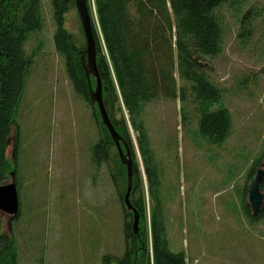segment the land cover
Returning <instances> with one entry per match:
<instances>
[{"label": "rangeland", "instance_id": "rangeland-1", "mask_svg": "<svg viewBox=\"0 0 264 264\" xmlns=\"http://www.w3.org/2000/svg\"><path fill=\"white\" fill-rule=\"evenodd\" d=\"M41 4L39 56L15 108L19 141L15 148L17 130L11 124L0 183L9 184L15 177L19 215L14 219L0 212V231L14 239L17 264H105L103 257L123 253L121 208L104 167L95 171V182L91 180L88 147L97 140L96 127L54 51L50 1ZM249 6L264 7V0H249L243 10ZM90 10L95 24L92 2ZM220 13L223 48L210 60L209 75L223 90L222 103L231 116L228 139L219 147L197 142L194 120L181 126L178 100L152 101L141 118L159 170L170 251L182 252L185 264H264V221L247 220L243 197L236 192L250 160L264 149V18L255 19L250 43L241 46L236 18L225 6ZM62 20L63 28L77 35L75 10ZM94 33L100 40L97 29ZM36 43L32 38L26 52ZM173 77L180 86L175 71ZM185 107L191 112V106ZM121 114L126 121L122 108ZM127 128L145 188L129 123ZM146 199L145 194V204ZM147 210L145 206L146 232Z\"/></svg>", "mask_w": 264, "mask_h": 264}, {"label": "trees", "instance_id": "trees-1", "mask_svg": "<svg viewBox=\"0 0 264 264\" xmlns=\"http://www.w3.org/2000/svg\"><path fill=\"white\" fill-rule=\"evenodd\" d=\"M49 1L54 23V51L63 60L64 73L74 95L89 109L96 127L97 140L88 147V160L93 169L91 180L95 182V171L104 167L121 208L123 253L112 259L103 257L105 264H185L183 253L172 252L168 247L161 211L159 170L149 148L141 114L144 106L152 101L178 100L181 126L194 120L192 136L197 142L221 146L230 136L231 116L222 103L223 90L209 75L210 60L223 48L225 25L220 10L225 6L232 12L238 23L236 40L244 46L251 41L252 23L264 18V7L249 6L243 10L249 0H91L96 24L92 20L95 50L102 53L101 61H96V72L103 109L112 132L120 138L117 142L120 152L124 155L123 141L130 154L128 204L132 209L127 210L122 204L127 187L126 166L104 128L107 143L104 145L101 141L97 130L100 117L96 105L88 100V90H93L95 80L90 75L85 78L81 64L80 51L85 44L80 25L77 35L63 28V16L73 9V0L66 4L63 0ZM88 9L92 16L90 4ZM42 14L41 0H0V183L6 173L4 150L10 126L14 124L15 108L25 78L32 71L33 60L39 56L41 42L37 36L44 26ZM96 29L100 40L93 32ZM32 38L37 42L36 47L26 52L25 45ZM100 41L104 51H101ZM174 71L182 82L180 86H176ZM185 105L192 107L191 112ZM127 123L134 134L145 188L136 166ZM15 129L16 148L19 141L16 125ZM13 182L16 186L15 177ZM255 182L261 202L253 212L246 197ZM236 192H241L243 197L242 212L247 220L256 224L264 221V149L250 160ZM18 215L19 200L14 219ZM0 264H17L15 241L1 231Z\"/></svg>", "mask_w": 264, "mask_h": 264}, {"label": "water", "instance_id": "water-1", "mask_svg": "<svg viewBox=\"0 0 264 264\" xmlns=\"http://www.w3.org/2000/svg\"><path fill=\"white\" fill-rule=\"evenodd\" d=\"M66 1L68 0H64V2ZM73 1H74L76 14L78 15L79 18L80 28L82 30L84 44H85L84 50L80 51L81 64L85 71V78L88 79L87 76L90 75L95 80V87L93 88V90L89 89L88 87L89 89L88 100L91 105H96L100 117V122L97 123L98 134L103 144H106L105 132L103 128L105 129L106 132L110 134L111 138L115 143V147L119 153V157L121 158L120 149L118 148L117 145V142L120 140V138L115 133L112 132L111 125L103 109L102 100H101L102 89L96 72V61L97 62L101 61L102 53L96 52L95 42L91 32L92 17L88 14V10H87L89 4L91 5V1L90 0L87 1L88 6L86 4V0H73ZM87 86H89L88 81H87ZM103 91H105V88L103 89ZM121 143L124 148V157H123L124 161H122V159L121 161L126 166V171H127V187L125 194L123 195L122 198V204L125 207V209L130 210L132 209V207L128 204V195H129V187H130L129 173H130L131 160L127 146L124 144L123 141H121ZM248 200L251 210L253 212H256L261 202V196L258 193L256 182L251 184L249 187ZM0 212L7 216H10L11 218H15V216L18 214L17 190L13 182V179L9 184L0 186ZM132 229L133 232L135 233L136 232L135 216L132 222Z\"/></svg>", "mask_w": 264, "mask_h": 264}, {"label": "flooded vegetation", "instance_id": "flooded-vegetation-1", "mask_svg": "<svg viewBox=\"0 0 264 264\" xmlns=\"http://www.w3.org/2000/svg\"><path fill=\"white\" fill-rule=\"evenodd\" d=\"M69 1V0H68ZM68 1H66V2H64V0H63V3L64 4H66ZM87 1L88 0H86V4H87V6H88V3H87ZM73 4H74V1H73ZM73 9L75 10V7H74V5H73ZM87 10H88V14L90 15V12H89V9H88V7H87ZM76 12V11H75ZM77 15V14H76ZM77 17H78V15H77ZM78 20H79V18H78ZM90 22H91V20H90ZM79 25H80V23H79ZM92 30H93V27H92V23H91V32H92ZM81 32H82V30H81ZM94 32V31H93ZM82 36H83V34H82ZM84 40V39H83ZM94 40H95V38H94ZM84 50V49H83ZM82 51V50H81ZM106 143H107V141H106ZM105 145V144H104Z\"/></svg>", "mask_w": 264, "mask_h": 264}, {"label": "bare ground", "instance_id": "bare-ground-1", "mask_svg": "<svg viewBox=\"0 0 264 264\" xmlns=\"http://www.w3.org/2000/svg\"><path fill=\"white\" fill-rule=\"evenodd\" d=\"M93 39H94V37H93ZM18 194V193H17ZM19 200V199H18Z\"/></svg>", "mask_w": 264, "mask_h": 264}]
</instances>
